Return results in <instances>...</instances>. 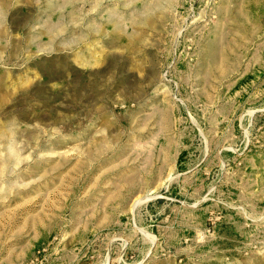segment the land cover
<instances>
[{
  "label": "rangeland",
  "instance_id": "rangeland-1",
  "mask_svg": "<svg viewBox=\"0 0 264 264\" xmlns=\"http://www.w3.org/2000/svg\"><path fill=\"white\" fill-rule=\"evenodd\" d=\"M0 264H264V0H0Z\"/></svg>",
  "mask_w": 264,
  "mask_h": 264
}]
</instances>
